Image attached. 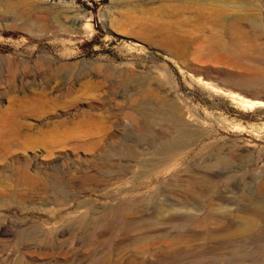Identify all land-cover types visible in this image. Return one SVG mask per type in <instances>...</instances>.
<instances>
[{"label": "rangeland", "instance_id": "obj_1", "mask_svg": "<svg viewBox=\"0 0 264 264\" xmlns=\"http://www.w3.org/2000/svg\"><path fill=\"white\" fill-rule=\"evenodd\" d=\"M223 1L0 0V264H264V1Z\"/></svg>", "mask_w": 264, "mask_h": 264}, {"label": "bare ground", "instance_id": "obj_2", "mask_svg": "<svg viewBox=\"0 0 264 264\" xmlns=\"http://www.w3.org/2000/svg\"><path fill=\"white\" fill-rule=\"evenodd\" d=\"M222 1L223 0L221 1L217 0V2H222ZM222 6H223V3H222ZM217 15L218 16L215 19L213 18L212 20V23L214 21L213 27L216 26V27L221 28V32L219 33H222L220 35H223L226 39L216 40L217 42L214 43L215 46L229 47V48L231 47L234 50H238L242 52H249L252 48H255L258 45V41H260L261 35H260V31L256 23H247L246 21L247 19L244 16H237L231 20L229 18L226 19L221 14H217ZM246 28H249L250 31H246ZM167 43L168 44L166 45L173 46L175 48H184L186 46L189 47V45H191V44L188 45V43H191V42L184 43V42H181V41L179 42L176 40H169ZM243 103L245 106H250V107L255 104H260V103L251 102V101H244ZM183 112L185 113V111ZM184 113L183 114L181 113L183 122H185L186 119L189 120L190 118V116H187L189 113L187 115Z\"/></svg>", "mask_w": 264, "mask_h": 264}]
</instances>
